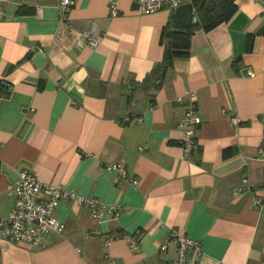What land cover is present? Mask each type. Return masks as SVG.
I'll return each mask as SVG.
<instances>
[{
  "label": "crops",
  "instance_id": "crops-1",
  "mask_svg": "<svg viewBox=\"0 0 264 264\" xmlns=\"http://www.w3.org/2000/svg\"><path fill=\"white\" fill-rule=\"evenodd\" d=\"M113 1L75 0L60 19L59 0H0V215L22 170L104 208L95 220L86 205L60 201L62 230L40 248L0 241V264H174L175 247L159 250L172 228L199 242L191 264H264V214L253 203L264 200V0H235L232 19L196 30L168 68L160 35L173 11L116 0L112 15ZM189 93L201 124L185 159L178 123ZM117 164L137 187L109 168Z\"/></svg>",
  "mask_w": 264,
  "mask_h": 264
},
{
  "label": "built area",
  "instance_id": "built-area-1",
  "mask_svg": "<svg viewBox=\"0 0 264 264\" xmlns=\"http://www.w3.org/2000/svg\"><path fill=\"white\" fill-rule=\"evenodd\" d=\"M137 8L143 14H153L162 9L175 11L181 6V3L190 0H132ZM75 0H59L58 14L60 19H64L73 8ZM116 0L111 6V14H116ZM4 19V12L0 7V21ZM192 22H198V16L192 9ZM91 30L84 32L83 38L87 39L91 45H95V41L91 39ZM246 75L253 76L251 70H247ZM189 105L179 120L178 128L182 131L181 149L185 159H189L193 152L198 148L196 141V131L201 124L200 117L194 104V94L189 93ZM132 118H125L126 122H130ZM136 123L141 121L140 117L133 119ZM230 120L238 124L240 120L236 116H231ZM264 151V147L262 148ZM115 170L120 179L132 181L135 187L138 183L132 179L127 170L122 165H113L109 167ZM8 192L14 198V204L10 212L6 216L0 215V241L24 243L30 247L40 248L43 246V239L48 236L51 231H61L62 225L57 223L53 217V213L59 202L68 199L77 205H86L91 212V217L100 220L103 216L104 208L100 205L96 198H81L72 191L64 190L59 185L42 182L28 170H22L16 183L7 186ZM253 203L264 214V200L261 197L254 196ZM107 213L111 217L118 214L116 206H109ZM112 237L123 239L131 249L139 248V240L136 236L124 232H117ZM109 244V240L106 241ZM170 246L175 247L176 259L174 264H191L189 261V253L197 261L200 256L201 247L199 242L188 238V236L180 230L170 229L166 238L160 244L159 250L166 251ZM105 264H115V260L108 258Z\"/></svg>",
  "mask_w": 264,
  "mask_h": 264
},
{
  "label": "trees",
  "instance_id": "trees-1",
  "mask_svg": "<svg viewBox=\"0 0 264 264\" xmlns=\"http://www.w3.org/2000/svg\"><path fill=\"white\" fill-rule=\"evenodd\" d=\"M192 9L198 16V22H192ZM237 11L235 0H190L175 11L169 26L163 28L160 35V43L165 47V68L171 66L172 61L178 57H186L189 53V40L191 35L199 29L209 32L215 27L229 22ZM258 35L264 36V25L258 31ZM254 35H249L246 41L245 51L250 52ZM231 153L226 150L224 155Z\"/></svg>",
  "mask_w": 264,
  "mask_h": 264
},
{
  "label": "rangeland",
  "instance_id": "rangeland-1",
  "mask_svg": "<svg viewBox=\"0 0 264 264\" xmlns=\"http://www.w3.org/2000/svg\"><path fill=\"white\" fill-rule=\"evenodd\" d=\"M139 10V9H138ZM163 10V9H162ZM140 11V10H139ZM161 11V10H160ZM141 12V11H140ZM159 12V11H158ZM142 13V12H141ZM143 14V13H142Z\"/></svg>",
  "mask_w": 264,
  "mask_h": 264
}]
</instances>
